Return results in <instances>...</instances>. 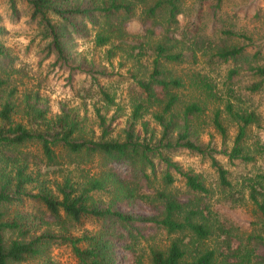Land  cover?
I'll return each instance as SVG.
<instances>
[{
  "label": "trees",
  "instance_id": "1",
  "mask_svg": "<svg viewBox=\"0 0 264 264\" xmlns=\"http://www.w3.org/2000/svg\"><path fill=\"white\" fill-rule=\"evenodd\" d=\"M19 1L26 3L30 19L42 26L49 39L43 49L45 56H54L56 62L68 68L71 57L67 46L89 35L95 47H108L107 59L115 51L125 52L132 60L149 52L150 62L148 70L135 80L140 100L132 107L123 137L110 138L105 118L97 112L100 132L93 138L86 136L79 122L67 113L47 118L38 96L28 92L21 100L25 122L13 120L17 106L11 99L16 90L9 89L10 75L5 73L13 60L0 44V264H25L41 258L51 243L68 247L75 264H115L113 243L119 237L117 229L124 228L130 234L136 223L162 231L170 239L163 249L149 251L147 264H264V174L245 179L246 200L259 233L249 232L243 238V234L232 233L231 225L219 221L209 203L210 192L199 176L181 170L172 160L180 153L207 157L219 188H231L226 170L214 155H225L229 163L249 162L251 156L245 152L243 141L249 126H259L257 116L236 104L228 84L222 83L223 95L202 70L190 69L179 76L172 68L196 62L207 68L230 64L227 83L244 73L253 80L247 87L250 93L264 91L262 39L252 40L229 29L216 34L214 26L210 33L191 31L187 36L179 28L183 0H8L14 19L20 17ZM220 2L216 0L215 5L218 7ZM130 22L140 26L136 39L126 30ZM235 39L246 44H234ZM99 92L102 101L112 105L108 94L101 89ZM221 104L222 108H217ZM151 108L156 109L152 118L160 129L159 135L139 137L133 125ZM209 109L210 126L220 138L225 136L222 115L236 126L228 153L216 152L198 141V124ZM141 127L146 133L145 123ZM29 146L36 147L39 156L24 150ZM257 147L264 153L263 145ZM96 156L126 163L130 176L122 177L111 169L93 176L79 167ZM63 166H73L78 174H62ZM50 174H58L60 180L46 179ZM177 180L182 183L181 190L173 186ZM94 194L106 200L97 203ZM227 195L229 201L244 199L243 195L234 198L228 191ZM125 199L141 201L151 215L136 217L117 210V203ZM24 200L43 206L48 219L44 220V215L40 218L44 226L41 234L22 222V216H9L3 211ZM84 218L99 222L100 232L72 236L70 232ZM211 240L214 248L209 249L205 242ZM43 264L53 263L46 260Z\"/></svg>",
  "mask_w": 264,
  "mask_h": 264
},
{
  "label": "rangeland",
  "instance_id": "2",
  "mask_svg": "<svg viewBox=\"0 0 264 264\" xmlns=\"http://www.w3.org/2000/svg\"><path fill=\"white\" fill-rule=\"evenodd\" d=\"M215 4L216 0H183V14L179 18L180 30H185L188 36L191 31L210 33L211 27L214 26L213 31L216 34L223 29H229L237 34H245L252 40L261 38L260 42H264V0H221L218 7ZM196 9L197 15H195ZM17 10L20 17L14 19L8 0H0V29H3L0 31V44L13 60L10 63V69H5V73L10 75L9 89L16 90L11 99V102L17 106V113L13 116V120L25 122L21 115L23 106L21 100L22 95L28 92L33 97L38 96L39 106L46 110L47 118H56L67 113L79 122L86 136L96 138L100 132L95 117L98 112L105 118V124L110 130L109 137L121 139L124 134L123 129L130 121L132 107L140 100V92L135 80L148 70L150 58L147 54L149 52L139 60H132L125 52L115 51L113 57L107 59L108 47H95L91 41L92 36L89 35L86 39H75L67 46V53L71 57L68 68L56 62L54 56H45L46 52L43 49L49 39L42 26L36 20L30 19V10L26 3L19 1ZM189 26L190 29L187 30ZM194 26L197 29H192ZM126 30L131 38L136 39L140 33V26L136 22H130L126 24ZM234 42V44H246L241 39H235ZM262 52L264 55V45ZM190 69H199L208 74L223 95L225 92H223L222 83L228 84L236 104L243 110L254 112L259 126L252 125L246 130L247 135L243 145L245 152L251 156L249 162L229 163L225 155H214L217 163L227 172V181L231 185L229 190L222 191L219 188L216 174L211 169L207 157L180 153L172 157V160L181 170L199 176L210 192L209 203L213 212L217 214L219 221L232 226L233 234H243L242 237L245 238L249 232L259 233V225L246 200L245 179L264 174V153L257 147V145L264 146V91L262 89V91L250 93L247 87L253 80L244 73H239L227 83L226 75L231 69L230 64L207 68L196 62L192 65L183 63L172 68L179 76H183ZM100 89L108 94L112 105L108 106L102 101ZM229 100L233 102L231 97ZM222 104L217 108L221 109ZM155 111L154 108L146 110L139 121L134 123L133 131L136 135L148 138L149 134H152V137H158L160 129L152 118ZM210 113L211 109L206 110L198 124V141L208 144L216 152L228 153L236 126L222 115L221 124L225 129V136L220 138L210 126ZM141 123H145L146 133ZM24 150L39 156V151L34 146ZM79 167H83L93 176L100 175L105 169H111L122 177H128L131 174V169L126 163L117 160L104 161L99 156ZM44 169L41 166V170L44 171ZM68 173L71 176L78 174L73 166H63L62 174ZM46 179L60 180V176L50 174ZM173 186L176 189H182V183L179 180ZM227 191L233 193L234 198L243 195V201H229ZM93 198L97 203L106 200L101 194H94ZM115 208L136 217L151 215L149 208L136 199L119 201ZM3 211L9 216H22L21 221L37 230V235L44 231L40 221L42 215L45 217H43L44 220L48 219L43 212V206L30 200H24L20 204L15 203ZM101 228L99 222L84 218L70 234L80 237L82 234L100 232ZM49 229L54 231L52 228ZM131 229L130 234L124 228L117 229L116 234L119 237L113 243L115 264H137L138 260H141L142 264H147L149 251L153 248L163 249L170 240L164 232L156 231L147 224L136 223ZM205 246L209 249L214 248V241L205 242ZM46 260L53 264H75L69 248L59 243H51L41 258L28 260L25 264H43Z\"/></svg>",
  "mask_w": 264,
  "mask_h": 264
}]
</instances>
